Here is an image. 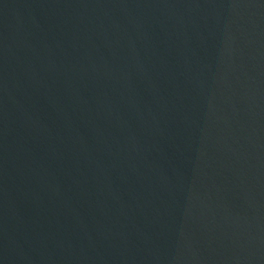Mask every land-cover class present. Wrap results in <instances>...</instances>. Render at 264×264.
Segmentation results:
<instances>
[{"label": "water", "instance_id": "obj_1", "mask_svg": "<svg viewBox=\"0 0 264 264\" xmlns=\"http://www.w3.org/2000/svg\"><path fill=\"white\" fill-rule=\"evenodd\" d=\"M0 264H264V0H0Z\"/></svg>", "mask_w": 264, "mask_h": 264}]
</instances>
